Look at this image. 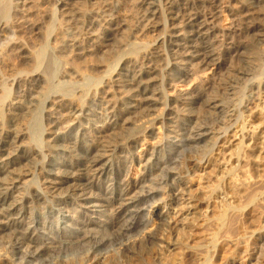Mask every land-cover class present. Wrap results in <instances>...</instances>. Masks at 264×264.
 <instances>
[{
	"label": "bare ground",
	"instance_id": "6f19581e",
	"mask_svg": "<svg viewBox=\"0 0 264 264\" xmlns=\"http://www.w3.org/2000/svg\"><path fill=\"white\" fill-rule=\"evenodd\" d=\"M19 1L0 0V46L20 52L18 64L1 62L16 73L18 96L0 83V264H46L84 248L92 257L57 264H106L103 249L118 244L136 264H149L135 247L156 252L164 233L175 235L167 247L179 251L178 264L186 248L199 264H216L200 245L179 243L202 208L194 226L214 229L215 253L262 263L264 0H137L131 31L121 2L89 12L84 2L99 0H57L44 14L39 0ZM76 2L82 8L70 15ZM46 16L70 17L86 31L87 43L70 42L72 68L50 46ZM161 28L168 56L136 37ZM25 29L40 33L41 50L18 45ZM129 32L135 40L116 64L77 67ZM204 144L210 154L182 161ZM199 172L213 183L202 198L191 187ZM236 221L242 238L234 241Z\"/></svg>",
	"mask_w": 264,
	"mask_h": 264
},
{
	"label": "rangeland",
	"instance_id": "374dc122",
	"mask_svg": "<svg viewBox=\"0 0 264 264\" xmlns=\"http://www.w3.org/2000/svg\"><path fill=\"white\" fill-rule=\"evenodd\" d=\"M19 2H23L20 0ZM57 0H39L38 4L41 8V11L46 14V12L50 10H55ZM110 3L111 5H116L118 2H121L123 6L121 5L120 10V19L126 21L127 27L129 28V31L133 30L138 25V18L140 16V8H139V2L137 0H99V1H89L84 2L86 4V7H88L87 10H90L89 12L101 10L104 3ZM32 7V6H30ZM82 8V3L79 4L76 2V4H72L70 7V12L77 13L79 9ZM33 11V10H32ZM35 20V19H34ZM37 20V18H36ZM44 26H51L52 27V33L50 36V46L54 49L61 50V53L59 54L63 61H65L68 65V68H72L74 65L71 57L69 56V50H71L70 42L71 41H80L83 43H87L86 38L87 36L86 31H84L81 24H78L76 22L71 21L70 17L64 16L61 17V22H51L50 17L46 16L45 20L40 22ZM132 33H126L124 35H118L117 36V42L114 43L112 41L109 43V47H105L104 51L97 56H90L87 60H82L78 62L76 65L77 67L81 68L84 71H90L89 68L91 67H98V66H104L107 64H116L117 61H119L123 55V49L120 50V48L124 45L129 44L130 42L134 41L135 39L132 38ZM163 36V30L162 28L158 31L151 33L150 31L144 32L143 34L137 35L136 37L138 40L142 41L143 44L146 46H149L152 52L165 54L168 56V50L166 45H162L160 43V40ZM17 39V37H16ZM104 40V39H103ZM103 40H98L99 44H106L103 42ZM114 40V39H113ZM15 42H18V39L15 40ZM45 41L40 36V33L37 34V31H32L31 29H25L20 33L19 43L18 45L23 46V48L31 51H39L45 46ZM3 46H0V83L3 85L8 84L7 87L12 90V97L16 98L18 96L17 94V88H13L11 81L14 79L15 74L12 71L11 67H4L1 65L2 60L4 59H10V63L18 64L19 62V50L16 49L15 51L12 48L9 49L6 43H3ZM116 45V46H114ZM157 50V51H156ZM105 53V54H104ZM157 54H153L151 57L153 60H155ZM8 63V62H7ZM29 67H21L19 70L20 72H27L30 73ZM118 71H120V67L118 68ZM95 74H98L96 72ZM97 85H93L91 87V91L95 94L96 90L98 89L96 87ZM102 97V96H100ZM99 97H97L98 99ZM54 99L52 100L53 103ZM51 102L48 104V108H50L52 105ZM20 127H25L26 121L25 120H19L18 121ZM204 148L201 152L193 151L187 153L185 156L182 157V161L184 159H190V160H198L200 158V155L204 153V151H207L208 154L211 152V147L209 144L201 145ZM177 172H180V170H176ZM193 172V170H192ZM194 176V181L191 185L193 189V195L197 198H202L204 196V192H207L208 188L213 185V183H210L211 176L210 174L205 175L203 172L199 173H192ZM204 214V215H202ZM204 216H206L205 209L202 208V212L189 217V228L185 229L183 233H180V240L179 243L182 244V247L185 248V246L190 247L191 245H200L203 248V251L209 254L210 259L214 261L216 264H260L257 260L253 259L254 257H247L246 255H240L238 256V252H236L234 255L230 252L225 253L222 252L221 249L220 252L215 253L214 248L209 246V238L212 232L214 231L213 228H209L207 226L198 228L194 226L195 222H201L200 220H197V218L203 219ZM211 217V213H208V218ZM243 222H246V227L248 229L255 228L258 229L259 225L253 226L250 224L246 219L243 220ZM238 221L233 223V225L230 227V231L232 233V239L234 241L239 240L241 237L240 234H238ZM237 229V231H236ZM175 235H170L168 233H164L163 240L164 244L157 246V251L147 249V245L144 244H138L135 247V251L138 253H141L143 258L149 263V264H178L176 261L177 253L179 251L170 252L167 245L168 243L175 241L173 238ZM243 241V240H241ZM126 242L124 241L123 244ZM145 247H144V246ZM244 245V244H243ZM241 245V246H243ZM4 247V246H2ZM2 247H0V255H4L5 251L2 250ZM90 248H84L80 250H73L69 252H63L61 254L55 255L54 259L50 260V262L46 264H57L59 261H67L69 258H73L75 256H78L80 259H85L92 257V255L88 256ZM239 252H241V249H239ZM103 254L106 256V264H136L135 260H133L130 255L124 254L121 250V245H112L108 246L105 249H103ZM201 254H204L201 252ZM197 256V255H196ZM194 256L191 253V250L184 249L181 251V257L184 258V264H199L197 262V257ZM259 255L257 254L256 257ZM262 259V263L264 264V259L262 256H260ZM252 259V260H251ZM261 263V264H262Z\"/></svg>",
	"mask_w": 264,
	"mask_h": 264
}]
</instances>
